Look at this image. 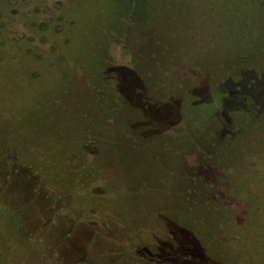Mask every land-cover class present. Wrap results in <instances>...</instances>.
<instances>
[{"label": "rangeland", "instance_id": "rangeland-1", "mask_svg": "<svg viewBox=\"0 0 264 264\" xmlns=\"http://www.w3.org/2000/svg\"><path fill=\"white\" fill-rule=\"evenodd\" d=\"M87 1L0 0V141H16L13 147L9 144L6 154H0L7 161V166L0 165V195L27 207L32 226L28 237L16 235L9 242L0 241V264H99V256L87 250L88 232L73 229L65 216L54 219L53 210L44 205L45 193L37 198L36 185L31 188L16 182L12 166L13 148L23 146L27 151L39 149L54 160L63 159V135L68 132L73 137L81 94L90 102L92 126L117 148L129 173L103 144L96 160L82 156L85 187L99 185L97 191L111 214L119 216L114 204L120 203L122 217H147L139 225L137 241L147 250L143 257L148 262L131 255L128 264H264V125L261 130L252 128L231 158L207 167L200 175L197 165L210 161L207 157L163 145L162 138L169 139L174 131L156 133L149 143L150 154L140 155L155 165L148 170L137 168L133 154L121 148L113 113L116 79L124 93L132 92L138 82L127 72H117L115 79L112 71L125 67L134 72L141 79L146 101L156 105L176 99L184 86L199 87L198 98L206 95L216 107L221 135L228 134L233 110H252L264 120V0H112L125 18L135 3L153 22L165 54L160 80L152 76L153 64L113 45L98 20L104 13L111 20L115 17L109 8L105 10L107 1L90 0L95 15ZM101 8L104 13L100 15ZM56 89L62 98L47 106L53 109L33 112L22 130L9 137L8 129L36 110L37 104L42 106ZM60 110L70 112L71 118L73 114L65 127L64 115L58 116ZM148 116L164 127L175 124L177 105L150 109ZM104 160L114 163L115 169L99 184L100 177L89 170L107 168ZM64 164L52 173L38 174L45 177L50 195L68 190L70 174ZM141 180L156 181L159 191L146 196ZM16 184L17 193L13 192ZM197 198L209 208H201V217L188 213L185 218L182 202L194 205ZM86 201L90 202L89 197ZM169 224H184L190 230L172 229ZM115 228L117 240L110 251L118 253L119 243L130 233L118 221ZM100 230L107 234L106 228ZM38 237L57 255L30 251Z\"/></svg>", "mask_w": 264, "mask_h": 264}, {"label": "trees", "instance_id": "trees-1", "mask_svg": "<svg viewBox=\"0 0 264 264\" xmlns=\"http://www.w3.org/2000/svg\"><path fill=\"white\" fill-rule=\"evenodd\" d=\"M106 1L108 4L105 6V10L106 7L109 8L115 14H113L115 17L112 20L109 19L104 13V8H101L100 15L101 13H104V15L98 16V20H100L103 30L113 39L111 41L112 43L114 42L113 45L123 49L124 53L129 54L132 58L135 57L137 60L141 58V61L149 66L153 64L152 66H155V68L152 69V76L155 80H160L162 64L164 63L163 56L165 54L159 44L158 31L156 33L153 29V22L145 16L143 11L135 3L127 19L120 14L116 4L112 0ZM86 6L94 14L95 10L92 7V1L88 0ZM149 52L152 54L150 58ZM137 53H140L142 57ZM112 71H114L115 79L117 72H127L133 74L135 80L138 82V86L132 92L124 93L119 90L116 79L117 107L113 113L116 128L120 133V140L123 142L121 148L125 154L130 152L133 154V160L137 164V168L141 167L148 170L155 165L153 161H148V159L142 160L140 155L148 156L150 154L151 146L149 143L152 142L151 138L156 133L162 135L167 134L169 131H174L175 135H172L169 139L168 137L167 139L162 138L161 143L163 145L168 146L171 144L173 148H178L181 153L186 150L189 154L198 151L203 157H207L210 161L205 162L203 165H197L198 175H200L204 173L207 167H213L215 164H221L225 159L231 158L241 145L244 136L252 128L261 130V127L264 125L262 116L257 117L252 110H233L231 112L233 119L228 126V134L221 135L216 107L206 95L204 99L198 98L196 93L200 90L199 87L195 86L194 88H190L184 86L182 92L176 99H170L167 103L156 105L146 101L142 91L141 79L134 72L125 67H113ZM51 94L52 97L48 98L44 103H41V105L43 104L42 106L37 104L36 110L29 111L26 117H23L17 125L11 126L7 131L9 132L8 136L11 137L15 132L19 133L33 112L38 110V112L45 113L47 109L52 110L53 107L47 106H51L54 102H57V98L61 100L62 94L59 95L57 89L52 91ZM173 103L177 105L178 112V118L175 124L164 127L149 118L148 111L150 109H157L163 105H171ZM88 104L90 105L88 98L81 94L78 110L74 113L76 123L73 137L68 132L66 137L63 135L62 145L65 149L63 159L58 158L54 160L39 149H30L27 151L24 146L19 147L17 150L13 148L15 151H13L12 155L14 179L16 182L31 188L32 184L36 185L38 193H35L34 196L37 198H42V192H44V198L46 200L44 205H48L50 207L49 209L53 210L52 214L54 219L57 215L65 216L70 219L69 221L73 229L74 227H79L83 231H87V244L89 246L87 250L88 252L93 251L99 256V264H128L131 255L137 256L139 261L148 262V258L143 257V254L148 255L147 250L143 247L141 241H137V232L138 229L140 230L139 225L147 221L146 214L140 216L141 218L139 220H137V217L136 220L131 217L128 218L127 215L122 217L123 211L120 203L118 205L116 203L114 204V211L118 212L119 216L115 212L111 214L110 210L105 209L104 196L97 191L98 188L96 187L99 185L97 184L95 186L91 183L85 187L84 174L86 173V165L84 164L82 156L96 160L95 154L101 152V146L103 144L109 146L110 151H113L117 155V158H120L118 160L119 164L128 173V166L123 160L122 155L119 156L117 148H112L108 140L109 138L102 131L92 126ZM60 111L61 113H58V116L60 119L64 115L63 125L65 127L72 120L73 114L71 118L70 112L66 110ZM8 141L7 144L0 141V154H6V149L10 146L9 144L11 143L13 147V144L16 143L12 139ZM116 145L120 148L119 143ZM61 152L63 153L64 151ZM104 162L107 168H96L93 166V169L89 170L100 177L99 184H101V181L105 178L104 176L108 171L115 169L114 163H107L106 160ZM6 163L7 161L4 157L0 156V165L5 164L7 166ZM63 164V169L66 168L67 164L69 168L70 180L68 182V190L62 195L55 194L54 192L50 195L47 192L50 188L44 181L45 177L41 178L38 174L52 173L55 171V168L57 169V165L62 167ZM1 171L2 169L0 167V174ZM169 173L174 174L175 172L171 171ZM42 180L45 184L42 183ZM146 182H149V184ZM141 184L144 186L146 196L152 195L154 190L156 192L159 191V184L156 181L141 180ZM17 191L19 190L16 184L13 192L17 193ZM33 191L36 192L35 189ZM86 197H89L90 202L86 201ZM61 199L64 200L62 201ZM31 200L35 201L34 197ZM195 201L197 204L194 205L188 204L187 201L182 202V212L185 218H187L188 213L192 214V216L201 217V208H209L207 204L201 202L200 198H197ZM29 202L31 201L29 200ZM149 207H147V210ZM25 208L18 201H13L11 198L6 197V195H0V241L9 242V239L10 241L16 239V235L18 237H28L31 235V214L27 207ZM115 221L121 223L124 229H128V233H130V237H126L124 241L119 243L121 248L118 253L110 251L118 235V231L115 228ZM120 221H124V223ZM132 223L135 224L132 225ZM98 226L100 228H106L107 234H102ZM178 226L186 227L184 224H169V228L172 229ZM105 243H107L108 248L104 245ZM140 248H143L141 250L142 252L139 251ZM30 251H39L44 255L50 254L53 256L58 253L51 250L49 245L41 237H38L36 240L34 239V244L30 247ZM153 259H157V257H153Z\"/></svg>", "mask_w": 264, "mask_h": 264}]
</instances>
